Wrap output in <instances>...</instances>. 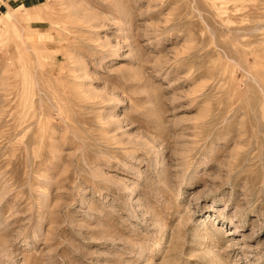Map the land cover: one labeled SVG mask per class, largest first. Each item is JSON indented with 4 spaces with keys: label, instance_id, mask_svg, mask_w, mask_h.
Listing matches in <instances>:
<instances>
[{
    "label": "rangeland",
    "instance_id": "374dc122",
    "mask_svg": "<svg viewBox=\"0 0 264 264\" xmlns=\"http://www.w3.org/2000/svg\"><path fill=\"white\" fill-rule=\"evenodd\" d=\"M0 264H264V0L11 2Z\"/></svg>",
    "mask_w": 264,
    "mask_h": 264
},
{
    "label": "crops",
    "instance_id": "0c3cea01",
    "mask_svg": "<svg viewBox=\"0 0 264 264\" xmlns=\"http://www.w3.org/2000/svg\"><path fill=\"white\" fill-rule=\"evenodd\" d=\"M13 1H19V2H28L32 0H0V13L2 11H7L11 7V2Z\"/></svg>",
    "mask_w": 264,
    "mask_h": 264
},
{
    "label": "bare ground",
    "instance_id": "6f19581e",
    "mask_svg": "<svg viewBox=\"0 0 264 264\" xmlns=\"http://www.w3.org/2000/svg\"><path fill=\"white\" fill-rule=\"evenodd\" d=\"M198 197V196H197ZM228 231V230H227ZM228 234H229V232H228Z\"/></svg>",
    "mask_w": 264,
    "mask_h": 264
}]
</instances>
